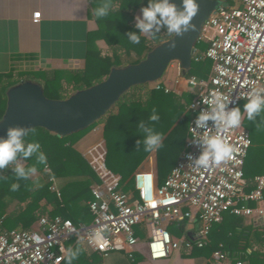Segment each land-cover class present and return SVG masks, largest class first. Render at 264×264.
Wrapping results in <instances>:
<instances>
[{
	"label": "built area",
	"instance_id": "2783aa9c",
	"mask_svg": "<svg viewBox=\"0 0 264 264\" xmlns=\"http://www.w3.org/2000/svg\"><path fill=\"white\" fill-rule=\"evenodd\" d=\"M227 3V7L216 8L201 25L197 42H205L207 47L195 60L209 59L211 69L206 79H186L193 88L186 108L190 115L188 135L181 156L164 181L158 184L153 169H140L133 175L134 190L123 191L120 175L106 166L103 142L97 143L83 153L97 176L88 202L91 221L76 225L58 215L37 213L34 227L6 229L0 219V264H61L68 253L67 242L73 238L101 256L122 251L132 258L139 241L134 227L141 222L149 232V258L165 259L173 251L189 254L194 247L208 245L212 226L225 214L264 216V174L251 180L244 174L251 137L242 122L236 129L218 132L234 148L227 163L195 169L187 159L188 154L196 157L200 153L192 142L191 128L199 111L207 107L203 102L211 91L219 90L232 99L229 107H236L246 102L238 96L247 97L252 89L264 86V0ZM39 16V11L34 12L32 20L37 22ZM150 88L169 91L158 81ZM192 104L196 107L191 108ZM49 181V189L59 195L54 177ZM193 217L198 227L192 238L170 234L171 223ZM227 258L222 244L212 252L216 264H224ZM233 264L245 261L237 259Z\"/></svg>",
	"mask_w": 264,
	"mask_h": 264
},
{
	"label": "trees",
	"instance_id": "16d2710c",
	"mask_svg": "<svg viewBox=\"0 0 264 264\" xmlns=\"http://www.w3.org/2000/svg\"><path fill=\"white\" fill-rule=\"evenodd\" d=\"M219 1L230 2V0ZM147 2L148 0H88V14L94 17L98 28L88 35L84 68L77 71L31 70L14 72L11 70L0 73V119L6 109V92L10 86L16 83L23 80L38 81L43 86L47 97L63 99L76 90L101 81L108 75L112 67L139 62L155 45L170 38L173 34L162 30L155 39L141 35L140 44L134 45L125 36L129 31L138 33L139 30L134 27L133 13L136 10L141 12V7L146 6ZM103 3H109L111 10L107 17L98 19L94 15V10ZM97 39L106 41L112 50L111 55L102 54L101 49L96 44ZM206 47L205 42L196 43L191 65L184 70V77L196 76L205 79L208 77L211 61L207 58L195 60V56H200ZM147 84L137 85L126 91L108 114L99 120L104 121L106 166L115 174L120 175V188L123 191L134 190L133 173L143 159L152 153L144 151L143 146L137 150L136 142L142 140L138 124L140 121L148 122L153 107L157 109L160 116V120L153 123L154 129L163 134V146L155 151L159 184L164 181L181 156L188 135L190 115L186 108L192 100L193 91L192 95L178 96L171 91H165L163 88H146ZM244 103L239 104L241 109ZM260 119L258 117V122L253 123L247 120L245 113L242 120L251 137V146L244 165V174L249 180L255 175L264 174V122H260ZM95 124L60 137L42 127H35L29 131L26 138L27 142L34 140L40 142L41 150L47 156V166L37 165L41 176L35 180L30 178L19 181L20 189L15 192L11 191V184L17 182L12 170H0V176L5 177V179L0 180V218L4 216L2 218L4 227L9 229L14 227L29 228L37 220V211L41 210L40 203L42 200L52 202L56 206L63 203L73 212L72 215L63 217L70 218L76 225L79 224V221L87 223L91 220L87 201L92 199L91 185L97 181V176L84 157L75 149L74 144ZM34 163L35 160L32 159L26 161L25 164L28 166ZM50 177L61 178L66 181L60 188V200L56 193L49 189ZM11 204L15 205L16 208L8 211ZM185 221L186 219H180L168 226L173 237H179L184 233ZM242 222V216L229 214V216L224 217L220 223L212 226L209 233V244L202 248L194 247L191 254L205 250L211 254L219 248V242H221L224 250L230 249L229 257L233 262L241 259L247 264H264V237L256 236L257 241L262 242L261 247L263 249L248 253L246 249L251 247L250 236L253 233L245 235L247 227H244ZM224 223L232 225L231 235H228V230L221 234L224 230L222 227ZM134 228L137 234L138 232L141 235L145 234V227L142 222ZM185 238L188 237L185 236Z\"/></svg>",
	"mask_w": 264,
	"mask_h": 264
},
{
	"label": "crops",
	"instance_id": "0c3cea01",
	"mask_svg": "<svg viewBox=\"0 0 264 264\" xmlns=\"http://www.w3.org/2000/svg\"><path fill=\"white\" fill-rule=\"evenodd\" d=\"M37 11L40 12L39 20L34 22L32 16ZM88 13V0H0V73H6L11 70L14 72L82 70L85 66L88 35L98 28L96 20L93 16H89ZM140 14V10H136L133 16ZM133 22L135 23V19ZM96 44L101 49L102 54L111 55L112 50L104 39H97ZM183 72L184 70L180 64L177 61H173L167 66L162 77L157 81L178 96L183 94L192 95L193 88L188 85L187 78L184 77ZM150 85L149 83L148 88L151 87ZM244 114L242 113V117ZM100 142L104 144V121L97 122L91 130L74 144V147L83 156L85 151ZM140 169H153L158 182L156 157L154 154L150 153L147 155L134 173ZM40 176L41 173L37 171L36 175L31 177V179L35 180ZM54 179L60 193L59 195L56 194V196L60 200V188L66 181L61 178L54 177ZM40 204L41 210L37 211V213H47L50 216L58 215L61 217L72 215L73 213L63 203L56 206L52 202L42 200ZM15 208L16 206L11 204L8 211H12ZM227 216L229 214L224 215V217ZM3 217L0 219L2 220ZM36 222L37 220L29 228L34 227ZM89 222L83 223L79 221V224H88ZM142 223L145 227L144 235L139 232L137 234L134 228L135 235L139 241L134 248L132 258H129L122 251H112L105 256H101L92 251L83 242L71 239L67 242L68 250L70 248L73 250L76 248L81 249L80 255L72 261V264H216L212 259V253L208 254L206 250L204 252H194V254H187L182 250L173 251L168 258L151 260L147 249L149 232L145 223ZM242 225L247 227L245 235L253 233L250 236L251 247H247L246 251L250 253L251 251L262 250L263 247L261 246L263 244L260 240L257 241L256 236L261 235V237H264V216L243 217ZM1 226L4 227L2 223ZM197 227V218H188L184 223V233L174 238H185V236L192 238ZM222 227L224 230L221 234L228 230V235H231L232 225L224 223ZM220 244L222 243L219 242ZM231 247H234V245H231ZM225 251L228 258L224 264H233L235 261L233 262L229 257L230 249L228 248ZM66 257L67 255L63 259L62 264H67ZM245 264H247L246 261Z\"/></svg>",
	"mask_w": 264,
	"mask_h": 264
},
{
	"label": "clouds",
	"instance_id": "9594fccd",
	"mask_svg": "<svg viewBox=\"0 0 264 264\" xmlns=\"http://www.w3.org/2000/svg\"><path fill=\"white\" fill-rule=\"evenodd\" d=\"M109 3H103L95 8L94 15L98 18L107 17L110 13ZM199 4L197 0H181L178 7L173 0H148L147 5L141 7V14L135 16V31L125 34L131 44L138 45L141 42V35L155 39L157 35L166 30L169 34L183 36L190 31H196V24L192 23L193 18L198 14ZM174 43L172 47H174ZM237 99H246L243 108L229 107L232 99L224 95L219 90L210 92L209 98L203 103L206 108L199 111L195 120V127L191 128L192 142L200 148L198 156L193 157L188 154L189 165L195 169L220 166L227 163L233 153V146L218 132L227 131L240 127L242 122V112L246 113L248 121L257 123L264 122V86L252 89L247 97L238 96ZM196 105L192 104L191 108ZM160 116L155 107L148 117V122L140 121L138 124L142 140H137V150L143 146L146 152H153L163 146V134L155 131L153 123L158 122ZM211 122V126L209 124ZM216 130V132H213ZM29 129L16 126L9 127L5 136H0V170L11 169L16 178L15 183L11 184V191L20 189L19 181L29 180L36 175L37 165L47 166V156L41 150L39 141L27 142ZM35 160L32 165L26 166L24 162ZM5 177L0 176V180ZM81 249H69L67 254V264L80 255Z\"/></svg>",
	"mask_w": 264,
	"mask_h": 264
},
{
	"label": "water",
	"instance_id": "95a60500",
	"mask_svg": "<svg viewBox=\"0 0 264 264\" xmlns=\"http://www.w3.org/2000/svg\"><path fill=\"white\" fill-rule=\"evenodd\" d=\"M178 7L181 0H173ZM198 14L192 23L196 31L183 36L173 34L150 49L137 63L112 67L108 75L95 84L74 91L68 97L49 98L43 86L33 80H23L6 92V109L0 119V136L9 127H42L57 136L70 135L95 124L105 117L120 97L132 87L159 80L167 66L177 61L183 70L191 65L202 23L220 5L219 0H197ZM174 43V47L172 44Z\"/></svg>",
	"mask_w": 264,
	"mask_h": 264
},
{
	"label": "rangeland",
	"instance_id": "374dc122",
	"mask_svg": "<svg viewBox=\"0 0 264 264\" xmlns=\"http://www.w3.org/2000/svg\"><path fill=\"white\" fill-rule=\"evenodd\" d=\"M150 84H151L150 86H152L153 85V82H150ZM148 87H149V83L147 84V87L146 88H148ZM242 120H243V117H242ZM243 126L246 128V125L245 124H243ZM152 154L156 155L155 154V151H153Z\"/></svg>",
	"mask_w": 264,
	"mask_h": 264
}]
</instances>
